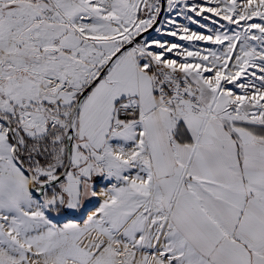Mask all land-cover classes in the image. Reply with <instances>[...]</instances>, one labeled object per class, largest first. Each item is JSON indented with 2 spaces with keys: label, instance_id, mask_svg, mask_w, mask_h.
<instances>
[{
  "label": "snow or ice",
  "instance_id": "6c2138e0",
  "mask_svg": "<svg viewBox=\"0 0 264 264\" xmlns=\"http://www.w3.org/2000/svg\"><path fill=\"white\" fill-rule=\"evenodd\" d=\"M0 264H264V0H0Z\"/></svg>",
  "mask_w": 264,
  "mask_h": 264
}]
</instances>
